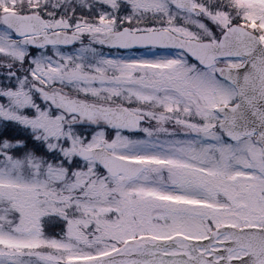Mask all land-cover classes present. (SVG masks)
<instances>
[{"label":"snow or ice","instance_id":"1","mask_svg":"<svg viewBox=\"0 0 264 264\" xmlns=\"http://www.w3.org/2000/svg\"><path fill=\"white\" fill-rule=\"evenodd\" d=\"M0 264H264V0H0Z\"/></svg>","mask_w":264,"mask_h":264}]
</instances>
